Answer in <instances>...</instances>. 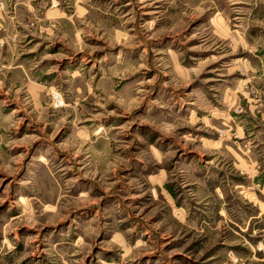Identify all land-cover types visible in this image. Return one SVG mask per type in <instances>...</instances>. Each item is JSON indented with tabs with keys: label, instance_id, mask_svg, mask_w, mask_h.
Here are the masks:
<instances>
[{
	"label": "rangeland",
	"instance_id": "374dc122",
	"mask_svg": "<svg viewBox=\"0 0 264 264\" xmlns=\"http://www.w3.org/2000/svg\"><path fill=\"white\" fill-rule=\"evenodd\" d=\"M263 139L264 0H0V264H264Z\"/></svg>",
	"mask_w": 264,
	"mask_h": 264
},
{
	"label": "crops",
	"instance_id": "0c3cea01",
	"mask_svg": "<svg viewBox=\"0 0 264 264\" xmlns=\"http://www.w3.org/2000/svg\"><path fill=\"white\" fill-rule=\"evenodd\" d=\"M261 143L264 144V139L257 141V144H261ZM231 155L233 157V161L237 162L238 166H241L242 168L247 167L250 164V162L252 164L254 159L256 160V157H254V153L253 156H251L250 161H248L245 157L243 158L240 155H238L237 157L233 156V154ZM260 162L261 164H263V167L261 168L260 171L256 172L254 176H251L250 173L249 174L245 173V175H243L242 177L240 178L238 177V179L237 178L234 179V181L237 182L235 183L234 188L237 189L236 194H238V196L233 195L232 200L236 204L235 206L237 209L235 210V213L237 214L238 219H242L243 214L246 215L245 211H243L242 208L250 207L251 210L249 212L250 214L249 221L257 220L255 224L262 225L264 223V219H263L264 218V153L261 155ZM253 164L256 165L258 163L253 162ZM216 193L219 198L224 197L222 195L223 193L221 192V189H217ZM225 198H228V196L225 195ZM262 229H264V227Z\"/></svg>",
	"mask_w": 264,
	"mask_h": 264
}]
</instances>
